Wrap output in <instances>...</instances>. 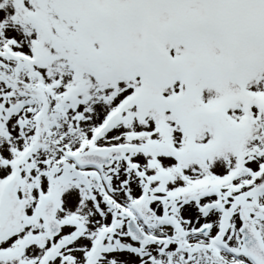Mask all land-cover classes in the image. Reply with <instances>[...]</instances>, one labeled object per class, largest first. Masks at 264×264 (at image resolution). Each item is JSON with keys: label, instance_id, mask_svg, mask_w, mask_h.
I'll return each mask as SVG.
<instances>
[{"label": "snow or ice", "instance_id": "6c2138e0", "mask_svg": "<svg viewBox=\"0 0 264 264\" xmlns=\"http://www.w3.org/2000/svg\"><path fill=\"white\" fill-rule=\"evenodd\" d=\"M0 264H264V0H0Z\"/></svg>", "mask_w": 264, "mask_h": 264}]
</instances>
